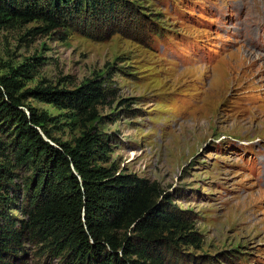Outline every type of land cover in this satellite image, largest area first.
I'll return each mask as SVG.
<instances>
[{"label":"rangeland","instance_id":"rangeland-1","mask_svg":"<svg viewBox=\"0 0 264 264\" xmlns=\"http://www.w3.org/2000/svg\"><path fill=\"white\" fill-rule=\"evenodd\" d=\"M108 2L80 17L64 15L49 32L34 31L45 26L40 20L0 23V76L29 60L33 76L22 89L102 81L107 96L89 120L32 97L23 103L52 118L46 129L55 139L73 143L93 129L108 145L100 165L158 182L196 237L173 245L168 264H264V55L233 27L241 4L249 18L264 19V7L247 0ZM12 173L19 198L9 211L23 218L16 205L31 166ZM10 261L63 264L28 239Z\"/></svg>","mask_w":264,"mask_h":264},{"label":"trees","instance_id":"trees-1","mask_svg":"<svg viewBox=\"0 0 264 264\" xmlns=\"http://www.w3.org/2000/svg\"><path fill=\"white\" fill-rule=\"evenodd\" d=\"M106 5L107 0H0V23L40 20L45 26L34 31L49 32L66 22L64 15L73 19L88 7ZM34 66L28 60L0 76V132L8 136L0 137V264H13L26 239L61 255L63 264H168L173 245L196 237L192 224L169 209L158 182L100 165L108 145L93 129L73 143L55 139L46 129L52 118L23 103L32 97L89 120L106 99L102 81L22 89ZM20 166L32 171L16 205L23 218L9 211L19 198L12 170Z\"/></svg>","mask_w":264,"mask_h":264},{"label":"bare ground","instance_id":"bare-ground-1","mask_svg":"<svg viewBox=\"0 0 264 264\" xmlns=\"http://www.w3.org/2000/svg\"><path fill=\"white\" fill-rule=\"evenodd\" d=\"M260 5L264 7V0H259ZM243 10V17L240 20V28L237 32V36L242 37L249 44V48H251L255 52H259V54L264 55V19L261 17H253L249 18L248 12L241 7ZM261 8L256 7L255 10H260ZM246 20H250L249 23H246Z\"/></svg>","mask_w":264,"mask_h":264}]
</instances>
